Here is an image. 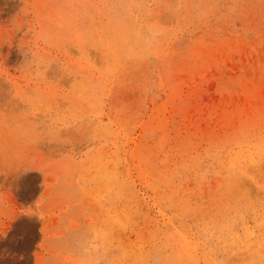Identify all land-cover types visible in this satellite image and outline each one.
Returning <instances> with one entry per match:
<instances>
[{"label": "rangeland", "instance_id": "rangeland-1", "mask_svg": "<svg viewBox=\"0 0 264 264\" xmlns=\"http://www.w3.org/2000/svg\"><path fill=\"white\" fill-rule=\"evenodd\" d=\"M0 264H264V0H0Z\"/></svg>", "mask_w": 264, "mask_h": 264}, {"label": "bare ground", "instance_id": "bare-ground-1", "mask_svg": "<svg viewBox=\"0 0 264 264\" xmlns=\"http://www.w3.org/2000/svg\"><path fill=\"white\" fill-rule=\"evenodd\" d=\"M260 57V56H259ZM250 74V73H249ZM214 76V75H213ZM214 79L219 83V85H220V78L219 77H216V76H214ZM250 80V79H249ZM251 81H253V80H251ZM246 82V81H245ZM244 82V83H245ZM254 83H255V80L253 81ZM220 87L221 88H223L222 87V85H220ZM246 89V88H245ZM260 95H261V93H260V90H259V88L258 87H256L255 85H253V87H252V90H248V92L244 95V96H242V98L244 99V102L243 103H237L236 104V109H238L239 107L241 108H247L248 110H249V108H253L254 109V107L255 106H251V103L252 102H254V101H256V99H258V98H261L260 97ZM182 96V95H181ZM183 97V96H182ZM230 105V104H229ZM262 105V104H261ZM220 105H218V107H219ZM230 107H232V106H230ZM238 107V108H237ZM221 108V107H220ZM219 108V109H220ZM241 108V109H242ZM262 108V107H261ZM240 109V110H241ZM233 110V109H232ZM262 110H263V108H262ZM180 111V110H179ZM221 111V110H220ZM234 111H236V110H234ZM239 111V110H238ZM252 112V111H251ZM254 113V112H253ZM247 114V113H246ZM218 115V114H217ZM221 115H222V113H221ZM236 115V114H235ZM254 115V114H253ZM229 116H231V114L229 115ZM216 118V117H215ZM221 119H223V118H221ZM220 119V120H221ZM226 120V119H225ZM223 121V120H222ZM227 121V120H226ZM217 128H218V126H217Z\"/></svg>", "mask_w": 264, "mask_h": 264}]
</instances>
